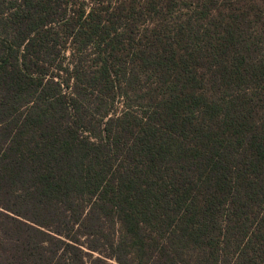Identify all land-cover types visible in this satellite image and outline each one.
I'll list each match as a JSON object with an SVG mask.
<instances>
[{"label":"trees","instance_id":"trees-1","mask_svg":"<svg viewBox=\"0 0 264 264\" xmlns=\"http://www.w3.org/2000/svg\"><path fill=\"white\" fill-rule=\"evenodd\" d=\"M0 264H264V0H0Z\"/></svg>","mask_w":264,"mask_h":264},{"label":"rangeland","instance_id":"rangeland-1","mask_svg":"<svg viewBox=\"0 0 264 264\" xmlns=\"http://www.w3.org/2000/svg\"><path fill=\"white\" fill-rule=\"evenodd\" d=\"M20 219V218H19ZM2 237H3V235H2ZM8 247V246H7Z\"/></svg>","mask_w":264,"mask_h":264}]
</instances>
